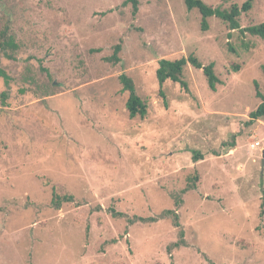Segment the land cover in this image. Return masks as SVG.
Returning <instances> with one entry per match:
<instances>
[{
  "label": "rangeland",
  "instance_id": "1",
  "mask_svg": "<svg viewBox=\"0 0 264 264\" xmlns=\"http://www.w3.org/2000/svg\"><path fill=\"white\" fill-rule=\"evenodd\" d=\"M251 1L241 27L264 22ZM207 21L183 0H138L135 14L129 0H0V31L19 44L0 57V264H264V121L250 118L264 41ZM190 55L214 64L215 90L190 64L187 89L158 81L159 59ZM122 73L145 118L128 116ZM53 190L73 202L54 208ZM166 209L180 227L127 221ZM180 229L185 245L168 249Z\"/></svg>",
  "mask_w": 264,
  "mask_h": 264
},
{
  "label": "trees",
  "instance_id": "2",
  "mask_svg": "<svg viewBox=\"0 0 264 264\" xmlns=\"http://www.w3.org/2000/svg\"><path fill=\"white\" fill-rule=\"evenodd\" d=\"M186 8L188 10L197 9L201 15V28L202 30L208 29L209 17H217L223 20L229 30H238L241 35L249 34L251 36L259 37L264 41V22L260 24L250 25L246 27H241L239 23V17L242 12H247L251 9V0H246L242 6L236 4L231 5L228 9H221L219 7H212L207 5L202 0H183ZM132 4V12L135 14L138 10V0H129ZM19 49V44L15 41L14 37L8 34L7 29L0 31V57L3 56L8 59L15 60V52ZM122 50L121 43H117L113 47V52L110 56L105 57V60L117 64L120 62L119 53ZM190 64L196 69H202L206 77L207 84L211 90L216 89V85L220 83L218 76L214 70V64L209 63L208 65H203L199 59L193 55L188 57H180L175 59L161 58L158 60V67L156 69V78L160 83H163L166 80H171L173 82L179 83L183 88L187 89V81L185 79V69L187 65ZM0 76L3 77L6 84L9 82V76L6 72L0 68ZM118 80L121 84L122 91L127 93V100L125 107L130 118H145L147 115V103L136 91V87L133 79L125 73H122L118 76ZM24 89H21L23 92ZM7 92L3 91L0 93V99L2 103H5L7 99ZM257 96L261 98L258 106L250 112V118L252 120H262L264 121V96L257 91ZM230 148L235 146L234 141L230 143ZM195 160H199L198 157L194 156ZM198 175H194L191 179H188L187 185L176 195L175 205L178 206L183 202L181 195L189 190L196 188V181ZM74 198L70 194H59L55 190L52 192L51 204L54 208L59 209L63 203H71ZM264 202L261 204L260 216L264 214L263 210ZM111 214L114 217L117 216H126L122 212H117L111 208ZM170 217L173 220V224L176 227H180L179 215L174 209H166L162 211L158 216H138L134 215L132 217H127V221L130 224L137 222L141 223H151L157 221L159 218ZM185 245L184 231L180 229L178 240L168 246V249L179 248Z\"/></svg>",
  "mask_w": 264,
  "mask_h": 264
},
{
  "label": "built area",
  "instance_id": "3",
  "mask_svg": "<svg viewBox=\"0 0 264 264\" xmlns=\"http://www.w3.org/2000/svg\"><path fill=\"white\" fill-rule=\"evenodd\" d=\"M257 144H259V143H257Z\"/></svg>",
  "mask_w": 264,
  "mask_h": 264
}]
</instances>
